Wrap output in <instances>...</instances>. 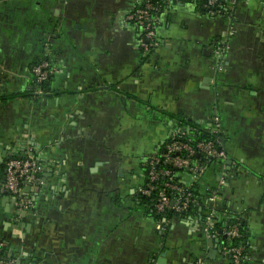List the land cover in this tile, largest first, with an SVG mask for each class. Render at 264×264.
<instances>
[{
    "label": "crops",
    "instance_id": "0c3cea01",
    "mask_svg": "<svg viewBox=\"0 0 264 264\" xmlns=\"http://www.w3.org/2000/svg\"><path fill=\"white\" fill-rule=\"evenodd\" d=\"M133 6L0 0V245L23 264H229L200 202L158 220L139 191L146 159L176 128L204 135L217 123L224 157L182 182L197 181L204 199L223 178L219 206L247 229L243 264H264V9L239 2L210 17L179 2L144 55L125 20ZM229 28L219 61L212 44ZM40 60L55 71L36 94ZM13 157L34 159L46 179L24 186L27 210L1 192Z\"/></svg>",
    "mask_w": 264,
    "mask_h": 264
},
{
    "label": "built area",
    "instance_id": "2783aa9c",
    "mask_svg": "<svg viewBox=\"0 0 264 264\" xmlns=\"http://www.w3.org/2000/svg\"><path fill=\"white\" fill-rule=\"evenodd\" d=\"M250 1L253 0H134V6L126 15L125 20L139 32L142 38L140 48L144 55H148L163 43L159 30L164 17L175 11L179 2H192L199 12L210 17L228 18L237 3ZM256 1L264 9V0ZM233 33L232 29L229 28L222 39L213 42L214 55L219 61L225 57ZM54 71L55 68L47 60H40L33 65L31 74L34 83L38 85L36 94L43 92L40 85ZM213 129V134H217L214 140H196L185 137L183 130L176 128L162 150L155 151L146 159L147 182L139 187V191L145 196H153L157 214L162 215L166 212L183 214L188 210L190 203L195 201L191 192L178 184L171 181L158 183L159 178L170 179L172 175L170 169L158 167V165H167L171 169L186 168L193 175V179L197 180L205 172L206 163L193 161L194 155H198L204 160L224 157L218 137L219 125L215 123ZM27 182L45 184L46 179L42 175L41 168L32 158H10L5 164V179L1 186V192L14 200V205L18 210H27L33 206L32 200L24 191ZM223 182L224 180L221 178L220 185ZM220 185L207 198L210 208L206 212L204 223L206 231L211 237L218 234L214 229L216 223L214 215L219 205ZM219 231L223 236L220 250L229 257V264H243L245 261L244 247L231 243L232 240L240 237L238 222L232 224L224 222ZM2 246L4 245L1 244L0 247ZM0 264H19V260L16 258L0 260ZM195 264L204 263L198 260Z\"/></svg>",
    "mask_w": 264,
    "mask_h": 264
},
{
    "label": "trees",
    "instance_id": "16d2710c",
    "mask_svg": "<svg viewBox=\"0 0 264 264\" xmlns=\"http://www.w3.org/2000/svg\"><path fill=\"white\" fill-rule=\"evenodd\" d=\"M185 137H189V138H193V139H196V140H214L216 137H217V134H213V133H206L204 135H189V134H184ZM219 137V136H218ZM163 148V146H162ZM162 148L160 150H162ZM215 158H212V159H206L204 160L202 157L198 156V155H194L193 157V161H197V162H205V163H208L210 162L211 160H214ZM158 167H162V168H167V169H170L171 172H172V175H171V178L168 179V178H159V181L158 183H161V182H164V181H171L175 184H178L180 186H182L183 188L185 189H188L192 196H193V199L195 201H193L192 203H190L189 205V208L188 210L185 212L187 213L188 211H190L193 207H194V203L196 202H200L201 205H202V210H203V219L206 215V212L209 210L210 208V205L209 203L207 202V198L208 196L211 194V191H209L206 196L204 197V199L201 198V196L199 195V192L197 191V187H196V182L197 181H194L193 183H190V184H185L182 182V176L184 174H191L189 172V170H187L186 168L185 169H174V168H170V166H167V165H162V164H159ZM145 174L147 175V167H146V170H145ZM147 182V177H146V180H145V184ZM153 198V196H151ZM150 197V198H151ZM203 200V201H201ZM195 209V207H194ZM166 216L168 217L169 214H176V213H172V212H166L165 213ZM163 215V214H162ZM161 214H157V218L158 220H161ZM227 217H229V220H227ZM237 219V220H236ZM214 220H215V226H214V229H216V232L218 233L222 224L224 222H226L227 224H232L233 222H238V228H239V233H240V237L239 238H236L234 240L231 241L232 244H236V245H241L243 246L244 248L246 247V239H247V229H246V226L245 224L240 220L239 217H235V216H230L228 215L227 212H225V210L221 207V206H217V209L215 211V215H214ZM223 241V239H222ZM10 258H16L15 255L13 253H10V250L7 246H2L0 247V260H9ZM17 259V258H16ZM23 261H19V264H23L22 263Z\"/></svg>",
    "mask_w": 264,
    "mask_h": 264
},
{
    "label": "flooded vegetation",
    "instance_id": "af4514ba",
    "mask_svg": "<svg viewBox=\"0 0 264 264\" xmlns=\"http://www.w3.org/2000/svg\"><path fill=\"white\" fill-rule=\"evenodd\" d=\"M199 13H201V14H204V15H206L205 13H203V12H199ZM146 178V177H145ZM145 183H143V184H141V185H144ZM148 198H150L149 196H147ZM152 198V197H151Z\"/></svg>",
    "mask_w": 264,
    "mask_h": 264
},
{
    "label": "water",
    "instance_id": "95a60500",
    "mask_svg": "<svg viewBox=\"0 0 264 264\" xmlns=\"http://www.w3.org/2000/svg\"><path fill=\"white\" fill-rule=\"evenodd\" d=\"M185 129V128H184ZM220 232V231H219ZM221 233V232H220Z\"/></svg>",
    "mask_w": 264,
    "mask_h": 264
}]
</instances>
